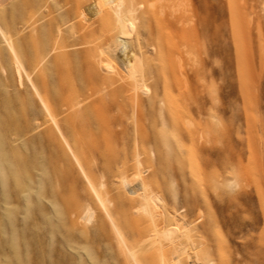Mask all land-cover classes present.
<instances>
[{
    "label": "rangeland",
    "instance_id": "374dc122",
    "mask_svg": "<svg viewBox=\"0 0 264 264\" xmlns=\"http://www.w3.org/2000/svg\"><path fill=\"white\" fill-rule=\"evenodd\" d=\"M96 1L98 0H0V264H122L123 256L119 254L116 240L112 239L109 233L112 230L113 218L120 226H124L122 209L128 208L131 202L126 200L125 205H121L118 197L122 194L130 195L127 186L135 185L137 181L134 178L137 175L135 172L141 170L146 186L149 185L146 187L147 192L155 188L162 189L166 202L171 207H176L183 202V197H198L200 200L204 198L202 193L196 190V185L189 181L196 169L195 175L200 173L206 178L219 177L228 181L239 179L244 183L240 194L231 201L218 196L208 186L209 201L214 206H211V211H206L203 207H201L202 210L197 208L195 211L197 220L200 218L198 223L204 220L201 216L202 212L205 219L208 220L209 216L211 217V224L221 233L222 243L225 245L222 244L220 247L221 243L213 241L214 262L216 264H264V0H221L226 6L225 10L218 11L208 33L202 29L203 23L198 22L195 49L198 48L189 53L190 55L186 53L188 57L186 54H182L181 57V60L185 57L184 63L181 62L185 69H189L186 70L190 71V74L193 69L199 68L200 80H196L199 88L197 96L190 94H188L190 97L182 96L176 88L173 99L177 103L174 102L176 106H173L170 111L164 101H160V98H163L161 97L162 84L160 87L153 85L158 79L154 77V74V79L152 77L148 80L152 85L147 83L146 87L141 86L144 91L139 86L137 89L140 93H138L139 90L138 94L136 93L137 89L133 90L135 92H129L131 90L129 86L134 89V85H131L134 81L128 69H125L127 66L124 67V62L128 64L127 60L131 58L129 54H132L133 47L137 48V44L144 43L142 51L148 50V52L144 53L141 60L148 66L151 64L152 68V64L154 66L160 64L158 55L156 56L155 50L152 49V43L149 41L151 43L150 47L148 46L149 49L145 46L148 45V34L151 35L150 24L149 28L146 27L149 22H143V26L136 25L133 31L116 28V34L113 36L110 31L112 37L109 40L108 31L105 32V26L103 28L101 26L105 22L107 25V20L109 23L112 19L113 26H118V23L114 22L115 18L111 19L108 14L105 17L106 12L101 13L105 15L103 17L106 21L100 17V14L96 16L97 14L90 9L91 3ZM181 6L184 12L189 13V1L182 0ZM188 13H185L184 27L191 29L194 26L189 21L190 18L188 19ZM112 25L108 24V26ZM100 27L104 31H102L103 36H98L101 33ZM88 34L90 38L86 39L85 35ZM105 35L108 36H106L108 40L105 39ZM91 38H98V40L102 38L109 43L116 40L110 43L113 55H110L112 58H109V61L113 59L112 63L110 65V62H106L109 67L103 66L100 73L102 71L101 75L107 78L108 85L105 84L106 82L103 84L106 87H104L105 92L107 89L105 95L107 100L110 97L109 101L117 102L115 104L119 113L114 112L116 106L113 103L111 107H114V110L111 108L110 112L113 115L114 113L123 114L125 120L130 122L129 125L131 124L130 132L133 138L121 140L123 143L119 141L120 143L111 144L105 141L104 129L102 128L101 131L96 122L99 116H93L100 113L98 112L100 108L96 109V114L95 109L91 111L97 105L92 104L91 107L89 104L91 108L89 114H87L88 110H84L88 104H84L82 110L84 116L87 114L86 116L91 118L92 114L93 118L96 117V121L92 119L94 121L92 135L95 138L97 136V139L94 138L93 141L91 140L93 136L91 138L89 135L91 143H96H92L93 145H89L90 142H86L84 146L80 142L78 144V141L72 138V134H66L68 135L66 136L59 133V130L57 131L54 127L55 123L53 125V122L48 121L47 110L41 97L45 94V91L41 89L45 88L41 87L45 84L50 90L52 88V90L60 91L62 84L59 83L61 80L57 74L58 71L56 72L58 65L64 68L66 66V69L70 71L75 67L74 73L71 72V74L77 84L74 82L73 86L75 84V87L81 88L79 94L84 92L81 93V98L88 92V94L92 93L91 80L83 79L86 73L82 68L84 62H81L87 58L85 52L90 49L88 45L91 42L86 41L92 40ZM150 38L149 40L155 41V35L154 39ZM144 39L147 43L143 41ZM146 56L150 60L155 58L148 61ZM162 61L165 60L162 59ZM193 65L194 67L191 68ZM158 67L159 65L155 68ZM75 69L78 73L81 72L80 74L84 72L85 75H78ZM74 74L81 77L76 76V78ZM105 74L108 76L106 77ZM122 74L126 76L125 79ZM40 77L42 78L38 80ZM81 79L84 81L81 82ZM88 80L91 84L87 83ZM83 82L88 84H85L88 89L85 90L82 87ZM109 82L112 84L110 85ZM115 83L116 86L113 85ZM117 84L123 86L122 91ZM154 86L155 88L152 89L151 87ZM127 87L129 91H126ZM147 87L148 90H146ZM132 93H135L134 96ZM155 94L156 98H154ZM132 97H135L137 101L139 99L138 104ZM184 97L186 98L183 100ZM111 98L117 100H111ZM131 99L135 102L133 103ZM89 100L86 101L89 102ZM179 101L184 104L177 105L180 104ZM124 102L127 104L125 105ZM157 102L161 105H157ZM155 106L160 108L157 107L159 108L157 109ZM168 111L172 112L175 123L173 120L170 121L169 117L172 115L170 116ZM178 111L183 114L175 116L179 113ZM133 112L140 115L142 122L141 126H137V131L133 126ZM173 112L176 113L173 114ZM164 113L167 114L164 115ZM45 115L48 119H45ZM60 118H63V114ZM165 119L168 121L166 122ZM43 122H47L48 126ZM168 122H171V125L174 123V126H169ZM36 125H41L42 128L48 127V130L44 131L41 126ZM154 125L156 127L158 125L159 131L165 133L160 134L157 131V134L161 135L157 136ZM50 127H53L54 134L50 132L51 130L49 131ZM142 129L145 132H141ZM97 132L100 135L103 133L101 136L105 138L100 137ZM145 133L152 136L147 140L141 138L142 135H146ZM190 134L194 135V138L189 137ZM138 138L145 139L147 143L142 140L139 144ZM50 139L53 141L52 144ZM134 139L138 142L135 143ZM60 140L62 145L58 143ZM73 140L78 147L74 145ZM100 143H103L102 146ZM61 146L65 148L58 151ZM82 146L86 149L95 147L89 149L88 151H91L89 153ZM99 146L103 149L112 147L102 152H100L102 148H99L100 150L97 149L99 153L96 150ZM143 146H147V152ZM106 156L110 159L112 156L115 163ZM114 156L117 157V162ZM123 156L126 157L123 158ZM123 160L125 168L122 167ZM110 161L112 163H109ZM127 162L128 165H126ZM182 175L188 178V183L191 185H189L188 193H185L182 188L180 181ZM252 176L258 177L261 196L251 179ZM124 181L129 182L127 186ZM140 192L144 191L140 190ZM139 197H136L137 200L132 203L135 214L133 216L137 220L143 219L144 224H150L153 220L151 221L148 213L145 212L142 196ZM163 203L164 201L158 205L154 203L155 208L158 206V209L162 211ZM114 206H118V211L111 210ZM217 206L224 207L220 209ZM109 211H112V217ZM90 213L91 216H88ZM159 216L157 215L155 220ZM163 219L165 220L160 216L157 221L161 223ZM107 222L111 226L107 225ZM199 231L201 228L195 230V232ZM151 252L155 251L151 250ZM221 253L227 256L224 262L220 260ZM188 263L192 264L190 258Z\"/></svg>",
    "mask_w": 264,
    "mask_h": 264
},
{
    "label": "bare ground",
    "instance_id": "6f19581e",
    "mask_svg": "<svg viewBox=\"0 0 264 264\" xmlns=\"http://www.w3.org/2000/svg\"><path fill=\"white\" fill-rule=\"evenodd\" d=\"M181 1L182 0H103V1L102 0L101 1L98 0V1H96L94 3H91V5H90V9L93 10L94 14H97L96 16H98V14H100V17L102 18L105 15H106L105 17L110 15L111 19H112V17H114L115 20H116L114 22L118 23V26H113L111 24V21L113 20L112 19L109 22L110 25H112V26H108V24H109L108 20H107V25H106V22H105L104 25L101 26L102 28L105 26L104 27V31L105 32L108 31V35H110V31L113 33L112 36L114 34H116V32H115L116 28H118V29L122 28V29H125L127 31L131 29L133 31V30H135L136 25L137 26L138 25L139 26H143V22L144 23H145V21L149 22L148 26H146V25L145 26L149 28V24H150L151 27H150L149 30H151V32H149V33L151 35L148 34V45H145V46L147 48L149 46V44L152 43L151 46H152V49H154L155 52H156L155 55L157 54L158 57L161 59L160 60L158 58V61L160 62V64H156L155 63L156 66L159 65L158 68H155L156 66H154L152 64L153 68H155V70H156L155 71L152 67H150L151 64L148 66V65L145 64L146 63L145 61L141 60V58H143L142 56L144 55V53L146 51L148 52V50L142 51L144 49L143 48V44L144 43L141 44L142 42H140L139 44H137V48L133 47V50L131 52L132 54H129V55H131V58L127 60L128 64H125V62H124V67H125V65L127 66V67H125V69L126 68L128 69V72H129L130 76L133 78L132 81H134V84L132 82L131 85H134V89H132V87L130 88V86H129V90L131 89L132 91L131 90L129 91L128 87L126 88V91L135 92L133 90H136L139 86H140L139 88H141V86H143V85H145V87H146L147 83H151V81L148 82V80L151 79L153 77V74H154V77H157L158 79L155 80L156 83H153V85L156 84V85H158L160 87V84H162V95H161V97H163V98H160V101L161 100L164 101V103L167 105V107H168L167 109H169V111L172 110L173 106L174 107L176 106L174 104L175 101L173 99L175 97V96L173 97V95H174V90L176 88H177L176 90L179 91V93L182 96H185V95L188 96V94H190L192 96H197V92H198L199 88H198V85H197L198 82L196 83V80H200L199 79L200 77L198 78V75L200 74L198 72L199 68L198 69H193L191 71L192 74H190L189 73L190 71H187L189 69L186 68L187 69L186 70L184 68V66H183L185 57H184V60H181V57H182V54H186V53L189 54L192 51H196L197 48H198L197 47L195 49V47L197 45L196 41H197V26L199 25L198 22L201 21L203 23L202 25H204V28H202V29L206 30V32L208 33V31L211 30L209 28L214 23V20H215V18L217 16L218 11L225 10V7H226V6H224V4H223V2L221 0H186L187 2L189 1V4H190V9L188 8V10H189V13H188V11L184 12V9H182ZM103 12H106V14L102 15L101 13H103ZM185 13H188L187 14L189 16L188 19L190 18L189 21L193 23L194 28H191L192 31H191V29H187V28L184 27ZM187 15H186V17H187ZM104 20H105V18H104ZM103 21H102V23H103ZM101 27H100L101 33H100V35L98 34V36H103V34H102L103 30H102ZM105 28H107V29H105ZM122 29H121V31H122ZM91 32H93L92 27H91ZM202 32H204V31H202ZM118 33H119V31L117 32V34ZM123 33H126V32L123 31ZM127 33H129V32H127ZM91 35H93V34L91 33ZM154 35H155V39H154ZM87 36H89V34L85 35L86 39L90 38V36L89 37H87ZM106 36L107 35H105V39L108 37V36L107 37ZM112 36L111 35L109 36V40H110V37H112ZM152 36H153V38H152ZM114 37H116V36H114ZM149 37H151L150 39H154L155 41L149 40ZM102 38H99V40H98V38H94V39L91 38L92 40H90V41L87 40L86 41L87 43L91 42L89 44L90 46L88 45V48H90V49L86 50V52L84 51L86 53L87 58H86L85 61H83V60L81 61L82 63L84 62L83 65H82L83 66L82 68H84L86 75H85L84 72H82V73L85 76H87V77L83 76V79L84 78H88L89 80H91L92 85H93L91 94H88L89 93L88 92L89 90H88L87 91L88 92L87 95H84L81 98L80 95H82L84 92L83 93L81 92L82 94L81 93L79 94V92H80L79 90L81 88L78 89L77 87H75V84L73 86V83L75 81H74V79L72 77L71 72L74 71V68H75L74 64H72L73 67H74L72 71H70L69 69H66V66L64 68V66L58 65V70L56 69V72L58 71L57 74L59 75V78L61 80L59 83L62 84V85L59 84L61 86L60 91H59V89L58 90H52L51 87H53V85L52 86L50 85L51 86L50 87L51 90L48 89L45 86V84H44L45 81H44V83H42V84H44V86L41 85V86H43L41 88H45V89H41V90L45 91L44 92L45 93L44 96H41V97H42V99L44 101L45 109L47 110V111L46 110L45 111H46V113L48 114V117H49L48 121L51 122V123L53 122V125L55 123L56 126H54V127L57 129V131L59 130L58 131L59 133H62L63 135L72 134V138L73 139L75 138V140L78 141V144H79V142L82 143L83 146H84V144H86V142H90L89 145L96 144L94 142H92L93 144L91 143L89 135L92 138V136H93L92 134L94 133V132H92L93 131L92 124L94 123V121H96L95 118L97 116H99V117H97L98 121H96L99 124L98 128L101 129V131L103 129L105 130V131L103 130V133L106 134V138L101 136L103 133L101 135L98 132L97 133H98V135H100V137L105 138L106 142L112 144V143H117V142H119L121 140H124V139L128 140V139H130L132 137L131 132H130V128H131L130 125L131 124L129 125L130 122L125 120V118L122 116L123 114L122 115H116V113H114L115 115H113L112 112H110L111 108L114 110V107H111L112 106L111 104L114 101L113 102L109 101L110 100L109 96H110V94L112 92L109 94V96H107V97H109L108 100H107V98L105 96L106 92H107V89H106V92H105V88L106 87L103 84L106 82L105 84L108 85L107 81H106L107 78H104V76L101 75V73H103V72L101 71V73H100V70H101V68H103V66L107 67L108 65H106V62L109 63L110 62L109 58H112V56H110V55L113 52V48H112L110 43H112L115 39L112 40V42L109 43V41L105 42V40L102 39ZM107 40H108V38H107ZM143 41H146V39H144ZM149 41L151 43H149ZM198 42H199V40H198ZM146 43H147V41H146ZM149 47H148V49H149ZM114 50L116 51L115 48H114ZM87 51H89V52L87 53ZM80 54L83 55V53H80ZM188 54H186L187 57L190 55V54L189 55ZM148 56H149V54H148ZM83 57H80V58H83ZM149 58H150V56H149ZM154 58L150 60L147 57L146 59H148V61L149 60L152 61V60H154ZM162 59H164L165 61L163 62ZM193 59H195V58H193ZM112 60L113 59H111V62L109 63L110 65L112 63ZM76 61H74V62H76ZM78 64H79V62H78ZM195 65H197V63H195ZM75 66H76V64H75ZM79 66H80V64H79ZM79 66L77 65L78 68H79ZM192 67H194V65L191 66V68ZM78 68H77V70H78ZM104 69H105V67H104ZM40 70H42V69L40 68ZM42 72H43V70H42ZM77 73H78V71H77ZM80 73H78V75ZM83 74H80V75H83ZM42 76H44V75H42ZM76 76L77 75H75V77ZM107 76L108 75H106V77ZM122 76H124V75L122 74ZM130 76H129V78H130ZM77 77H79V76H77ZM125 77L126 76H124V79H125ZM154 77H153V79H154ZM41 78L42 77H40L38 80H40ZM59 78H57V79H59ZM115 79L116 78L114 77V79H113L114 82H115ZM121 79H123V78H121ZM126 79H128V78H126ZM49 80H51V79H49ZM89 80L87 81V83L90 82ZM77 81H79V80H77ZM82 81H84V80L81 79V82ZM101 81H102L101 84L103 86H101V84H100ZM128 81H130V80L128 79ZM91 82H90V84H91ZM37 83H39V82H37ZM55 83H56V81H55ZM116 83L113 84V85L116 86ZM40 84H41V82H40ZM85 84L86 83H84V85L82 87H84L85 90H86L88 88H86ZM109 84L111 85L112 83L109 82ZM129 84H130V82H129ZM86 85H88V84H86ZM117 85L121 87V90L119 88H118V90L122 91L123 86H121V84L120 85L117 84ZM125 85H126V83H125ZM125 85H124V88H125ZM150 85H152V83ZM39 86L40 85H38V88H39ZM158 86H156V88ZM151 88L154 89L155 86L151 87ZM108 89H110V88H108ZM149 89H150V87H149ZM85 90H83V91H85ZM138 90L139 89H137L136 93L138 92ZM146 90H148V87H147ZM138 93H140V90H139ZM157 93L158 92H156V94ZM132 94L134 96L135 93H132ZM152 94H151V96H152ZM156 94L154 95L155 96L154 98H156ZM131 95H130V97H131ZM158 95H160V93ZM181 95H179V96H181ZM190 95L188 97H190ZM128 96H129V94H128ZM139 96H138V98H139ZM135 97H132V98L135 99ZM185 98L186 97H184L183 100ZM193 98H195V97H193ZM112 99L113 98H111V100ZM127 99L128 98H126V100ZM139 99H138V101L135 99V101H137V102H135V101L134 102L138 104ZM150 99H152V98H150ZM188 99H190V98H188ZM40 100H41V98H40ZM86 100H89V102H87ZM113 100H117V99L114 98ZM126 100H124V101H126ZM143 101H145L144 98H143ZM189 101H191V100H189ZM85 102H87V103H85ZM132 102H133V100H132ZM132 102H130V103H132ZM192 102H193V100H192ZM41 103L43 104L42 100H41ZM115 103H117V102H115ZM115 103H113V104L116 106L117 104H115ZM175 103H177V102H175ZM182 103L180 102V104H177V105H182ZM84 104H88V106H89V104H90V106L92 104H93V106L97 105V107L96 106H95L96 108L93 107L92 110H91L90 106L88 107L86 105L84 110H88L87 114H89L88 113L89 110L94 111L93 109H95V114H96V109H98V108H100L99 109L100 111H98V110L97 111L100 112V113L96 114V115L93 114V116H96L94 118L92 117V114L90 116L91 118H88L86 116L87 114L85 115L86 116L85 117L84 114H83L84 112L82 111L83 108H84V106H83ZM124 104H125V102H124ZM126 104H127V102H126ZM137 104H135V105H137ZM158 104L161 105L160 102H157V105ZM154 105H156V104H154ZM185 105H186V103H185ZM118 106H119V104H118ZM120 106H122V105H120ZM132 106L135 107L134 105H132ZM87 107L90 108V109H88ZM155 107L157 108L159 106H155ZM117 108L118 107L116 106V109H115L114 112L118 111ZM140 108L141 107H139V109ZM152 108H153V106H152ZM159 108H157V109H159ZM41 109H43V108L41 107ZM123 109H121V110H123ZM126 109L128 110V108H126ZM131 109H132V107H131ZM151 111H152V109H151ZM125 112H127V111H125ZM131 112H130V114H131ZM178 112H177L178 114H175L176 112H173V114H175V116H177L179 114L181 116V114H183L182 112L180 113V111H178ZM118 113H119V111H118ZM133 113H134V116L133 117L130 116V117L133 118V122H134L133 126H134L135 130L137 131V126H141L142 122H141L140 115H137V113H135V112H133ZM171 113L169 114L170 116L172 115ZM62 114H63V118L61 119L60 115H62ZM166 114L164 113V115H166ZM124 115L126 116L125 113H124ZM162 116H163V114H162ZM46 117H45V119H48V117L47 118ZM127 117H129V116H127ZM141 117H142V115H141ZM172 117H174V116L172 115L171 117H169L170 121L173 120ZM163 118H164V116H163ZM92 119H94V121ZM166 119H167V116H166ZM166 119H165V121H166ZM174 121H176V120H173V122ZM148 123H150V122H148ZM159 123L162 124V122L160 120H159ZM170 123L168 122V124H170ZM98 124H97V126H98ZM44 125L48 126V123L46 122V123H44ZM172 125L170 124L169 126H172ZM181 125H178V126H181ZM186 125L189 126V124H186ZM36 126L40 127L41 125H36ZM154 127H156V126L154 125ZM176 127L177 126H175V128ZM41 128H42V126H41ZM47 128L48 127H44L42 129H44V131H45V129L48 130ZM50 128L51 129H49V131L51 130L50 132L52 134H54L55 131L52 130L53 127H50ZM157 128H158V125H157V127L155 129L157 136L160 135L161 133H165L164 131L160 132L159 131L160 128H158V129ZM35 129H37V128H35ZM56 129H54V130H56ZM96 130H94V131H96ZM148 130H150V129H148ZM179 130L180 129H178V131ZM140 131L143 132L144 130L142 129ZM157 131H159L160 134H157ZM41 132H43V131H41ZM58 132H56V133H58ZM49 133H47V134L49 135ZM97 133L95 135H97ZM150 133H151V131H150ZM145 134L146 135H142L141 138L143 137L146 140H147V138L149 139L150 136L153 135L152 133H151L152 135H150V136L147 135V133H145ZM192 134H190L189 137H193L194 135L191 136ZM39 135H40V133H39ZM55 135L57 136V134H55ZM60 135L61 134H59V136ZM68 135H66V136H68ZM50 136H51V134H50ZM52 136H54V135H52ZM103 136H105V135H103ZM40 137H42V136H40ZM45 137L46 136H44V138ZM155 137L156 136H154V138ZM162 137H163V135H162ZM61 138H63L62 135H61ZM94 138L95 137L93 136V138L91 140H93ZM134 138L137 139L135 136H134ZM41 139L45 140L43 138H41ZM46 139H47V137H46ZM52 139H50L51 140V144L53 143V141H55V139H53V141H52ZM95 139H97V136H96ZM135 139H134L135 143H137L140 140L139 138H138V141L135 140ZM145 139L144 140L141 139L139 141V144H140V142L142 140L146 142ZM68 140L70 141L71 138L68 139ZM75 140H73V141L75 142ZM98 140H99V138H98ZM156 140H159V139H156ZM164 140H166V139H164ZM130 141H133V140H130ZM130 141H128V142H130ZM153 141H155V140H153ZM121 142L123 143V141H121ZM125 142H126V140H125ZM48 143L50 144L49 140H48ZM58 143H60V145H62L61 144L62 140H60V142H58ZM119 143H118V145H119ZM78 144H76V142H75L74 145L78 147ZM102 144L100 146H102ZM107 145H109V144H107ZM142 145H143V143H142ZM157 145H158V143H157ZM63 146H64V144H63ZM95 146H97V145H95ZM95 146H92V147H95ZM100 146L98 148H96V150L97 149L100 150L99 148H102ZM115 146H117V145H115ZM115 146H113V147H115ZM55 147H56V145H55ZM92 147L87 148V149L84 148V147L83 148L85 150H87L86 152H89L88 150L89 149L91 150ZM146 147L143 146V148L147 152L148 149H146ZM63 148H65V147H63ZM63 148L61 146V148L58 151H60ZM110 148L108 149V147H106V149L105 148L104 149L105 150H107V149L110 150ZM57 149H58V147H57ZM104 149L102 148L100 150V152H102V150H104ZM94 150H95V148H94ZM115 150H117V149H115ZM112 151L113 150L111 149V152ZM83 152H85V151H83ZM115 153H116V151H115ZM59 154H60V152H59ZM102 154H104V153H102ZM80 155L82 156V154H80ZM95 155H93V156H95ZM105 155H108V154L105 153ZM87 156H89V155H87ZM147 156L149 157V153H148ZM82 157H85V156H82ZM102 157H105V156H102ZM106 157L109 158V160L112 159V156H111V159L108 156H106ZM125 157L123 156V158H125ZM128 157H127V159H128ZM120 158H122V157H120ZM115 159H116V162H117L118 161L117 157H115ZM127 159H125V160H127ZM113 160L114 159H112L111 161H113ZM111 161L109 163H112ZM123 162H124V160L122 161V163ZM128 162H127L126 165L129 164ZM69 163H71V162H69ZM113 163H115V162L113 161ZM124 164H125V162L123 163L122 167L124 166V168H125ZM110 167H111V164H110ZM110 167H108V168H110ZM119 168H121V167H119ZM112 169H113V167H112ZM118 170H122V169H118ZM196 170L193 171L194 175L191 176V180H189V181H191L193 184L196 185V187H197L196 190H199L202 193V195L204 196V198H202L200 200L198 197H193V198H186V197L184 198L183 197V202H181L179 204V206H176V207H171L168 204V202H166V197H165V194L162 191V189L155 188V189H152V190L150 189L151 191L147 192L148 189L146 187H148L149 185L146 186L147 184L145 182V177L143 176L141 170L135 172V175L137 173L136 177H134V175H133V177L137 180L134 186H132V185L131 186L130 185L127 186V182L128 181H124L125 185L128 188V191H129L130 195L127 196V194H122L119 197L117 195L116 196L118 197L121 205L124 204L126 200H130L131 203L129 204L128 208H123L122 209V213L121 214H124L123 215L124 216L123 219L125 220L124 226L123 227H122V225L120 226L117 223V221H115L114 218H113L112 221H114V222L112 223V230H110L111 232L109 233L110 237L112 239L116 240L117 247H118L117 249H118L119 254L123 256L122 264H187L188 258H190V262L192 264H216V262H214L215 258H214V255H213L212 243H213V241H217L219 244L221 243L220 247L222 246L223 243H222L221 233L218 231V229L214 228V226L211 224V217L209 216L211 213L209 215H207V217L209 216V218L207 220V219H205V215L201 212V216L204 217L203 218L204 220L201 223H198V220H200V218L197 220V218L195 217V211H197L196 210L197 208L201 209V207L205 208L206 211H211V206L212 207L214 206L213 204L211 205V203L209 201V197H208V194H209L208 193V189H209V187H211L212 190L215 191V193L218 196H220L222 198H225L228 201H231V199H234V197H236V196H238L240 194L241 190L244 188V186H243L244 183H243V181H241L239 179L235 180V181H228V180H222L219 177H208V178H206L205 176L200 175V173L195 175V173L197 172ZM111 172H112V170H111ZM120 175H122V174H120ZM198 175H200V176H198ZM251 179L255 183L257 191H258L259 195L261 196L262 193L260 191V185L258 184V180H257L258 177L256 178L255 176H252ZM180 181H181L182 188H183L184 192L188 193V189H189V185H190L188 183V178H186V176L182 175L181 178H180ZM140 190H142L144 192H140ZM184 192H182V193H184ZM185 195H187V194H185ZM138 196H140V197L142 196V199H143V204H144V207L146 209V211L143 209V212L145 211L146 214L148 213L147 215L150 217V220L151 219L153 220V221L151 220L152 221L151 222L152 224L150 223L151 225L150 224H144V222H142L143 219L142 220H137L133 216L135 214H134V210H133L134 207H133L132 203H133V201L137 200L136 197H138ZM113 197H115V196H113ZM139 198H138V200H139ZM261 198H260V200H262ZM108 201H107V203H108ZM163 201H164V203L161 205V207H163L162 211H160L158 209V206H156V208H155L156 204L157 205L161 204V202H163ZM153 202L156 203V204L154 205ZM228 205H231V204H228ZM223 207L224 206H221V207H218V208L221 209ZM110 208H111V206H110ZM113 209L115 211H118V206H114L111 210H113ZM156 209H157V211H160V212L157 213ZM105 212H106V215H107V211H105ZM109 214L112 217V211H109ZM157 215L158 216L159 215L162 216L163 218H165V220L163 219L161 221V223H159V221H157V220L160 218V216L157 218V220H155V217H157ZM88 216H91V213ZM123 219H122V221H123ZM170 219H171V221H170ZM112 221H110V222H112ZM109 224L107 222V225H109ZM110 226H111V224H110ZM199 228H201V231L195 232V230H197V229L199 230ZM109 229H110V227H109ZM223 245H225V244H223ZM151 250H154L155 252L152 253L153 251L151 252ZM220 257H221L220 260L222 262L226 261V260H224V258H226L227 256L226 257L223 256V253L220 254ZM188 264H190V263H188Z\"/></svg>",
    "mask_w": 264,
    "mask_h": 264
}]
</instances>
